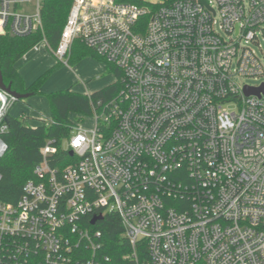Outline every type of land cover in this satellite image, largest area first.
Wrapping results in <instances>:
<instances>
[{
  "label": "built area",
  "instance_id": "2783aa9c",
  "mask_svg": "<svg viewBox=\"0 0 264 264\" xmlns=\"http://www.w3.org/2000/svg\"><path fill=\"white\" fill-rule=\"evenodd\" d=\"M41 3L0 0V35L42 33ZM76 40L123 87L72 129L73 162L51 168L46 143L16 203L0 202V264H115L106 215L123 264H264V96L244 93L264 83L243 82L264 77V0H73L57 62ZM15 101L0 91V157Z\"/></svg>",
  "mask_w": 264,
  "mask_h": 264
},
{
  "label": "trees",
  "instance_id": "16d2710c",
  "mask_svg": "<svg viewBox=\"0 0 264 264\" xmlns=\"http://www.w3.org/2000/svg\"><path fill=\"white\" fill-rule=\"evenodd\" d=\"M116 1L146 5L155 10L161 5L171 4L175 0H163L158 4H149L137 0ZM72 2L73 0H42L40 8L42 33L35 32L25 37H14L8 33L0 35V73L3 83L5 85L10 84L11 90L19 94H40V88L53 68L41 75L30 86L25 87L14 65L42 40H45L51 51L56 48ZM147 19L148 17H145L143 20L146 21ZM88 51L97 56L78 40L74 41L70 51L69 64L75 62ZM104 63L106 64V71L115 77L113 83L91 94L77 93L70 88L46 94L49 116L36 118L35 126L28 125L23 114L14 117L8 112L6 115L7 131L2 135L6 144V151L0 157L1 203H16L21 195L23 185L34 178L33 169L41 162L40 151L46 143L50 142L56 150L53 155L47 158L51 168L61 169L74 161L69 151L62 148L69 139L72 129L91 116L92 107L96 102H110L118 97L123 87L121 71L109 63ZM18 101H22V99L16 100L15 103ZM98 228L104 234V253L111 258L113 263L123 264L120 257L126 252L124 249L126 244L122 240V228L118 217L106 215ZM119 248L122 249L119 250ZM3 254V251L0 250V259Z\"/></svg>",
  "mask_w": 264,
  "mask_h": 264
},
{
  "label": "rangeland",
  "instance_id": "374dc122",
  "mask_svg": "<svg viewBox=\"0 0 264 264\" xmlns=\"http://www.w3.org/2000/svg\"><path fill=\"white\" fill-rule=\"evenodd\" d=\"M137 1H142L149 4H158L163 2V0ZM22 8L25 9L21 6L20 9ZM70 56L71 52L68 57V65L60 64L53 67V69L49 73L50 83H48V85L46 86V90L49 91V89L51 88L57 89L56 87H61L58 89H62V87H70L74 92L76 91L81 94H88L90 93V91H97V89H100L101 87L114 82V75L106 71V64L104 63L105 61L98 58L93 53L88 51L85 55L78 58L75 62L69 64ZM243 82L248 85L257 86L261 83H264V77L246 78L243 80ZM37 98L38 99L36 105L33 104V106L38 109L39 117H48V102L46 95H38ZM20 107H22V105L20 103H16L14 109H12V112H17ZM26 108L25 109L27 111H31L30 108ZM81 126L84 128H91L92 117L90 116L86 118Z\"/></svg>",
  "mask_w": 264,
  "mask_h": 264
},
{
  "label": "crops",
  "instance_id": "0c3cea01",
  "mask_svg": "<svg viewBox=\"0 0 264 264\" xmlns=\"http://www.w3.org/2000/svg\"><path fill=\"white\" fill-rule=\"evenodd\" d=\"M55 65H60V63H58L57 60L54 58L51 50L47 47V45H45L43 43H39L36 46V49L32 48L30 51L25 53L15 63L14 67L17 69V71H18V73H19V75L23 81L24 86L28 87L33 82H35L41 75H43L49 69L53 68ZM48 83H50V76H49V78H47V80L41 86L39 95H46L48 93H52V92H56V91H63V90L70 88V87H67V88L62 87V89H58L61 87H56L57 89L51 88L48 91V90H46V86L48 85ZM111 83H109V84H111ZM105 86H107V85H105ZM63 88H65V89H63ZM102 88L103 87H101L100 89H102ZM100 89H97V91ZM90 93H93V91H90ZM90 93H88V94H90ZM37 97H38V95L29 94V96L27 98L22 99V101L16 102V103H20L22 105V107H20L17 110V112L13 113L12 109H14L15 104H16L15 103L12 106V108L9 110V115L15 117V116H20L21 114H23L27 124L30 126H35L37 123L36 118L39 117V115H38L39 111L36 107L33 106V104L36 105V102L38 99ZM26 107L30 108L31 111H27ZM48 116H49V107H48Z\"/></svg>",
  "mask_w": 264,
  "mask_h": 264
},
{
  "label": "water",
  "instance_id": "95a60500",
  "mask_svg": "<svg viewBox=\"0 0 264 264\" xmlns=\"http://www.w3.org/2000/svg\"><path fill=\"white\" fill-rule=\"evenodd\" d=\"M203 3V2H202ZM12 36V35H11ZM0 91L5 92L6 94L14 97L16 100H21V99H25L29 96V94H19L13 90H11V85H5L3 83V79L0 73ZM244 93L245 95H256V96H264V84H262L260 87L258 88H249V87H245L244 88ZM5 122L7 123V119H5ZM71 155V152H70ZM102 217L101 216H95L92 218L91 220V224L93 225L96 221L101 220Z\"/></svg>",
  "mask_w": 264,
  "mask_h": 264
}]
</instances>
